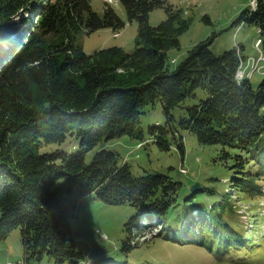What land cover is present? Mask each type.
Segmentation results:
<instances>
[{
    "label": "trees",
    "instance_id": "16d2710c",
    "mask_svg": "<svg viewBox=\"0 0 264 264\" xmlns=\"http://www.w3.org/2000/svg\"><path fill=\"white\" fill-rule=\"evenodd\" d=\"M120 1L129 21L137 22L135 48L127 52L113 45L86 53L76 43L80 28L91 32L125 24L109 5L100 16L91 0H0V236L19 227L27 260L47 254L55 264L67 259L115 264L87 261L89 256L76 248L69 211L91 192L106 203L135 206L126 223L129 231L160 221L159 234L171 231L177 238L184 224L163 225L164 217L177 204L184 213L198 207L188 203L190 195L181 200L179 181L162 172L134 175L118 152L103 146L87 160L102 141L123 135L143 139L140 108L156 100L166 121L150 126L149 133L160 147L169 149L172 140L183 153L180 128L194 133L200 143L218 144L220 158L233 159L227 166H235L232 173L239 171L240 178L249 173L250 180L264 179V149L257 152L264 146V77L256 87L251 77L238 80L237 71L248 58L243 46L216 54L208 37L170 70L168 50L179 46V35L189 27L187 18L166 0ZM155 7H164L166 18L151 25L149 12ZM242 22L257 27L264 52V0H255L233 24ZM197 89L205 95L184 103L197 97ZM177 106L186 115L176 120L172 111ZM68 134L79 139L77 151L39 152L42 142L60 143ZM252 164H263V171L251 172ZM65 175L73 178L75 188L56 195L51 187ZM237 177L233 174L229 181ZM231 185L240 187L236 181ZM202 212L206 223H220L216 210L215 216L206 207ZM233 231L223 228L216 236L205 225L201 235L214 233L208 245L212 252H221L213 248L218 244L247 255L249 248L230 242L236 239ZM237 242L252 246L242 236ZM250 255L257 260L264 253Z\"/></svg>",
    "mask_w": 264,
    "mask_h": 264
},
{
    "label": "rangeland",
    "instance_id": "374dc122",
    "mask_svg": "<svg viewBox=\"0 0 264 264\" xmlns=\"http://www.w3.org/2000/svg\"><path fill=\"white\" fill-rule=\"evenodd\" d=\"M166 1L179 8L181 15L187 18L189 23V27L179 35V46L168 50L167 65L170 70L175 69L184 59L187 51L197 42L211 37L210 48L216 54L225 49L237 47L239 44L243 46L242 53L245 57H249V62L246 61L242 65V71L247 66V70L251 67L259 69L253 72L250 80L254 87L258 85L264 77L260 69L263 67L264 70V62L257 60L262 51L260 44L258 45L255 41L260 36V32L255 25L245 22L233 24L238 15L250 8L255 0ZM91 4L100 16H103L105 5H109L125 24L116 29L102 27L91 32L82 27L75 33L76 43L86 53H93L98 49L113 45L127 52L132 51L135 48L137 22L129 21L122 2L120 0H91ZM165 18L164 7H155L149 12L151 25H156ZM252 59L256 60L252 61ZM118 72L127 74V71L122 69ZM195 93L197 97H187L184 103L198 102L205 95L201 89L195 90ZM172 113L177 120L186 115V109L177 106ZM165 121L166 117L159 100L147 104L140 108L139 114L143 139L123 135L102 141L87 153V160L91 159L96 148L103 146L118 152L120 158L130 165L134 175L162 172L179 181L181 200L190 195L188 203L196 204L198 207H193L188 213H184L179 211L180 207L177 204L172 208L173 211L164 217L163 225L184 224L177 233V238H173L171 231H162L159 234L160 221H154L151 227L146 226L142 229L139 226L138 229L134 228L129 231L126 223L136 213L135 206L129 202L106 203L99 198L96 192H91L82 196L75 208L69 211L76 248L84 251L95 261L106 259L115 264H264V255L257 260L253 259L254 255H250L251 251L262 250L264 253V179L250 180L249 173L240 178L243 175H240L239 171L232 173L236 169L235 166L232 168L227 166L233 163V159L226 161L220 158L218 144L200 143L194 133L180 128H178V134L183 137V153L176 148L175 143L171 145L172 140H170L169 149L160 147L149 133V127L162 125ZM138 142L141 144H137ZM78 146L79 139L75 135L68 134L60 143L42 142L39 152L55 149L74 152L78 150ZM263 149L264 146L257 152L260 153ZM252 160L258 163L256 157ZM186 168L187 170H184ZM261 168L256 164L251 172H255L256 169L262 172L263 164ZM233 174L239 176L238 179L229 181V176ZM235 181L240 187L231 185ZM194 184H198L200 189L192 192ZM69 188L74 189L75 183L70 175H65L52 185L51 190L56 195H65ZM205 207L213 215L215 210L219 213V218L214 216L219 219L220 223L214 220L211 223L205 222L202 212ZM177 213L179 214L176 215ZM205 225L208 229H212L216 236L221 234L223 228L233 229L236 239L230 242L249 248L250 256L228 249L226 245H223L224 247L218 244L213 246L215 250H220V253L209 250L210 238L214 233L210 231L201 235L205 230ZM241 236L248 239L252 246L245 242L238 243L237 240ZM0 264H55V261L47 254L39 259L27 260L21 231L19 227H16L6 237L0 236ZM60 264H85V259L78 262L67 259Z\"/></svg>",
    "mask_w": 264,
    "mask_h": 264
},
{
    "label": "bare ground",
    "instance_id": "6f19581e",
    "mask_svg": "<svg viewBox=\"0 0 264 264\" xmlns=\"http://www.w3.org/2000/svg\"><path fill=\"white\" fill-rule=\"evenodd\" d=\"M252 6H255V1H254V4L252 5ZM117 33V32H116ZM256 41L258 42V39H256ZM249 58V57H248ZM256 60V59H255ZM255 60H253L252 59V61H255ZM258 60V62H260L259 61V58L257 59ZM259 64V63H258ZM252 65V64H251ZM248 67V66H247ZM247 67H245L246 69H244L243 71H242V69H241V78H243V77H252V74H253V72L254 71H256V70H259V69H255L254 67H249L250 69L249 70H247ZM261 69V68H260Z\"/></svg>",
    "mask_w": 264,
    "mask_h": 264
},
{
    "label": "built area",
    "instance_id": "2783aa9c",
    "mask_svg": "<svg viewBox=\"0 0 264 264\" xmlns=\"http://www.w3.org/2000/svg\"><path fill=\"white\" fill-rule=\"evenodd\" d=\"M254 7V6H253ZM260 44V39H258V45ZM262 51V50H261ZM262 53H264L263 51L261 52V55H260V60H262L263 62H264V54H262ZM246 61H248L249 62V58H247L245 61H244V63H246ZM243 65V63L241 64V66L239 67V69H238V71H237V78H238V80H241V69H242V66ZM261 71L264 73V70H263V67H261ZM93 259L92 258H88V261H92Z\"/></svg>",
    "mask_w": 264,
    "mask_h": 264
},
{
    "label": "water",
    "instance_id": "95a60500",
    "mask_svg": "<svg viewBox=\"0 0 264 264\" xmlns=\"http://www.w3.org/2000/svg\"><path fill=\"white\" fill-rule=\"evenodd\" d=\"M197 189H200V186H199L198 184H194V185L192 186V192L197 191Z\"/></svg>",
    "mask_w": 264,
    "mask_h": 264
}]
</instances>
